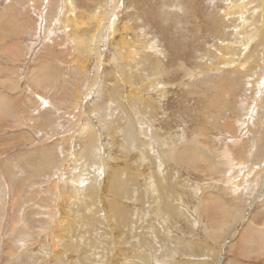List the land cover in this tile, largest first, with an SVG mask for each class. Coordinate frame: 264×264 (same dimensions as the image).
<instances>
[{
	"label": "rangeland",
	"instance_id": "obj_1",
	"mask_svg": "<svg viewBox=\"0 0 264 264\" xmlns=\"http://www.w3.org/2000/svg\"><path fill=\"white\" fill-rule=\"evenodd\" d=\"M0 264H264V0H0Z\"/></svg>",
	"mask_w": 264,
	"mask_h": 264
},
{
	"label": "bare ground",
	"instance_id": "obj_2",
	"mask_svg": "<svg viewBox=\"0 0 264 264\" xmlns=\"http://www.w3.org/2000/svg\"><path fill=\"white\" fill-rule=\"evenodd\" d=\"M83 129V131H84V127L82 128ZM160 190V189H159ZM168 192H166L165 193V191H164V194H167ZM158 202H159V200H158ZM165 203H167V202H165ZM164 206H166V205H164ZM163 207V206H162ZM168 209V208H167Z\"/></svg>",
	"mask_w": 264,
	"mask_h": 264
}]
</instances>
